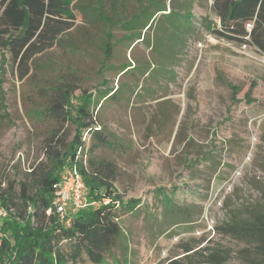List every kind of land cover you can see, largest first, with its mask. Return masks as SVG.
Instances as JSON below:
<instances>
[{
    "label": "rangeland",
    "instance_id": "rangeland-1",
    "mask_svg": "<svg viewBox=\"0 0 264 264\" xmlns=\"http://www.w3.org/2000/svg\"><path fill=\"white\" fill-rule=\"evenodd\" d=\"M80 1L101 6L112 22L108 60V23L77 9L73 27L28 63L26 75L11 53L3 63L0 56L3 186L13 184L19 192L24 183L34 191L35 168L49 166L52 148L61 150L73 138L75 124L45 110L61 82L77 87L73 112L85 95L96 103L100 91L120 86L114 98L95 107L111 144L97 147L93 156L113 164L114 185L125 201L141 203L136 214L120 211L122 233L105 262L94 263L83 252L70 264H162L179 257L183 263L214 264L207 258L213 249L226 253L228 264H244L240 251L249 244L217 227L264 210V54L250 44L240 50L239 41L212 31L210 23L219 22L213 0H160L180 15L178 42L172 16L162 13L145 41L148 27L136 42L126 38L129 30L121 23L149 0H124L123 7L114 0ZM132 60L151 74H119ZM160 190L174 197L185 219L166 208ZM89 201V209L98 203L90 196ZM185 245L195 248L188 259ZM63 246L73 250L72 242Z\"/></svg>",
    "mask_w": 264,
    "mask_h": 264
},
{
    "label": "trees",
    "instance_id": "trees-1",
    "mask_svg": "<svg viewBox=\"0 0 264 264\" xmlns=\"http://www.w3.org/2000/svg\"><path fill=\"white\" fill-rule=\"evenodd\" d=\"M213 1L219 23H210L212 31L229 40L250 44L264 54V0ZM124 2L114 0L113 4L115 7L118 4L123 7ZM76 9L83 14L95 13L99 19L108 23L109 28L107 27L104 35V52L108 60L114 48V33L111 29L112 22L107 19L101 6H95L91 1L81 3L80 0L76 3L73 0H0L2 63L9 52L13 60L19 62L20 68H25L23 75H26L29 72L28 63L37 54L59 44L61 36L73 27ZM167 10V3L160 0H149L148 4L140 5L136 13L121 23L129 30L126 38L136 42L148 27L145 41L157 16L162 13L172 16L175 28L173 40L178 42V32L182 26L178 23L180 15L172 9ZM165 62L163 60V65ZM107 66L106 64L105 67ZM137 71L143 76L151 74L135 65V60L122 65L119 74ZM1 83L0 79V98L3 101ZM76 88L69 82H61L52 106L45 109L51 110V117L63 123H74L76 130L73 138L64 142L63 149L52 148L49 166L35 168V190L31 191L27 184L21 183L18 192L13 184L3 186L0 180V206L8 211L1 227L3 235L0 237V264H70L78 260L83 252L92 262L103 263L105 253L111 251L115 239L122 233L120 211L137 213L136 208L141 200L132 198L125 201L114 185L116 172L113 164L93 156L97 147L111 144L103 127L97 122L95 107L99 106L102 99L114 98L119 93L120 86L116 91H100L96 103H93L92 95H85L83 103L73 112L70 99ZM85 132L89 134V141L84 139ZM68 164L78 166L89 188L90 198L98 202L90 209L88 207L77 211L69 223L62 220L53 207L54 185ZM160 192L166 208L174 216L185 219L187 213L175 205L174 197L164 190ZM107 199L109 202H106ZM50 208L51 211L48 212ZM217 230L249 244L240 251L244 264H264V210L257 209L245 219L223 221ZM65 241L72 242L71 253L64 250ZM194 249L190 245L184 246L187 259L193 255ZM205 250L210 248L206 247ZM179 258L162 264H192L190 260L183 263ZM207 258L214 264H228L229 257L226 253L213 249L207 254Z\"/></svg>",
    "mask_w": 264,
    "mask_h": 264
},
{
    "label": "built area",
    "instance_id": "built-area-1",
    "mask_svg": "<svg viewBox=\"0 0 264 264\" xmlns=\"http://www.w3.org/2000/svg\"><path fill=\"white\" fill-rule=\"evenodd\" d=\"M248 27L250 28L251 24ZM240 44V50H246L249 47L247 43ZM200 45L202 46L203 43L200 42ZM87 135L88 133L85 132L84 139L89 141ZM89 205V188L84 180L83 174L76 164L66 165L61 172L59 180L54 185L53 207L62 220H66L69 223L71 217L77 211L86 209ZM50 211L51 208L48 212ZM7 216V209L0 206V223Z\"/></svg>",
    "mask_w": 264,
    "mask_h": 264
}]
</instances>
